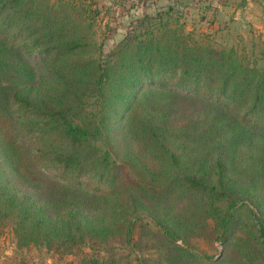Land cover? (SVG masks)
I'll use <instances>...</instances> for the list:
<instances>
[{"label": "trees", "instance_id": "1", "mask_svg": "<svg viewBox=\"0 0 264 264\" xmlns=\"http://www.w3.org/2000/svg\"><path fill=\"white\" fill-rule=\"evenodd\" d=\"M91 31L75 0H0V79L16 77L0 81V220L13 224L17 246L128 241L134 221L146 217L169 239V264H264V193L253 179L264 181V61L166 26L127 32L101 60ZM163 95L214 109L204 134L226 132L227 162L175 171L165 140L178 136ZM142 110L150 113L140 117ZM92 139L109 149L121 143L132 164L137 144L149 162L145 186L126 179ZM205 219L216 256L185 241Z\"/></svg>", "mask_w": 264, "mask_h": 264}, {"label": "rangeland", "instance_id": "2", "mask_svg": "<svg viewBox=\"0 0 264 264\" xmlns=\"http://www.w3.org/2000/svg\"><path fill=\"white\" fill-rule=\"evenodd\" d=\"M75 1L90 17L91 38L99 50L96 56L101 60L127 32L141 36L147 31H155L158 26H166L171 29L179 28L183 33L210 41L217 47L242 50L258 64L264 61V0ZM56 2L57 0H51L53 4ZM35 60L36 54H31L27 62L32 65ZM0 81L6 86L15 83L16 77L2 75ZM168 97L170 96H160V100L166 103ZM169 99L172 111L168 113L167 120L178 137H169L165 142L169 152L177 160L175 171L194 168L201 161L206 166H210L215 159L227 162L231 153L229 154L226 132L204 134L210 122L209 117L216 114L214 109H207L204 103L182 95H171ZM85 105L88 110L94 111L95 98L87 97ZM138 111L137 108V114ZM148 113L150 111L143 113L142 110L140 117ZM220 123L224 121L221 120ZM119 133L117 131L116 136ZM90 143L102 151L107 150L109 157L119 164L126 179L145 186L142 164L147 165L149 162L137 144L132 147L136 149L139 161L138 164H132L125 160L121 143L115 149H109L102 139H92ZM244 157L246 156L237 160L242 166L245 161L240 159ZM253 179H256V186L264 193V181L256 175ZM169 203H162V208L166 209L167 205L169 207ZM218 203L222 205L223 201ZM178 204H184V201H178ZM173 205L177 209L176 204ZM168 240L157 224L146 217H140L134 221L128 241L124 237L114 236L97 243L84 236L65 246L47 247L30 243L19 247L13 224L9 220H0V264H139L138 257L140 264H169ZM185 241L200 255L216 256L220 249L214 240L210 219L203 220L198 235L187 237ZM174 243L179 244V240ZM229 255L236 259L234 252ZM172 264L182 263L172 260Z\"/></svg>", "mask_w": 264, "mask_h": 264}]
</instances>
